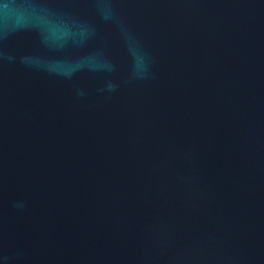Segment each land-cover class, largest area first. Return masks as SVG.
<instances>
[{
  "label": "water",
  "instance_id": "1",
  "mask_svg": "<svg viewBox=\"0 0 264 264\" xmlns=\"http://www.w3.org/2000/svg\"><path fill=\"white\" fill-rule=\"evenodd\" d=\"M0 264H264V0H0Z\"/></svg>",
  "mask_w": 264,
  "mask_h": 264
}]
</instances>
